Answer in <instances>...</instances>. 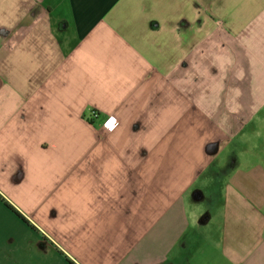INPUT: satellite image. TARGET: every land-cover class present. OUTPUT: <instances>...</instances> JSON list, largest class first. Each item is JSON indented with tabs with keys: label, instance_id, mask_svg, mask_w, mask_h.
Listing matches in <instances>:
<instances>
[{
	"label": "crops",
	"instance_id": "0c3cea01",
	"mask_svg": "<svg viewBox=\"0 0 264 264\" xmlns=\"http://www.w3.org/2000/svg\"><path fill=\"white\" fill-rule=\"evenodd\" d=\"M0 264H264V0H0Z\"/></svg>",
	"mask_w": 264,
	"mask_h": 264
},
{
	"label": "built area",
	"instance_id": "2783aa9c",
	"mask_svg": "<svg viewBox=\"0 0 264 264\" xmlns=\"http://www.w3.org/2000/svg\"><path fill=\"white\" fill-rule=\"evenodd\" d=\"M99 117H100V114L97 111L93 110L90 112V115L88 116V120L93 122L97 120ZM104 123L109 125L112 128H116L119 125L118 119L112 115L107 117Z\"/></svg>",
	"mask_w": 264,
	"mask_h": 264
}]
</instances>
